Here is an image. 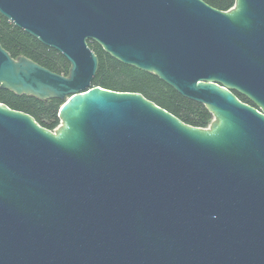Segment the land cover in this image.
Wrapping results in <instances>:
<instances>
[{"label":"water","instance_id":"95a60500","mask_svg":"<svg viewBox=\"0 0 264 264\" xmlns=\"http://www.w3.org/2000/svg\"><path fill=\"white\" fill-rule=\"evenodd\" d=\"M0 14L70 63L0 42L1 89L64 102L54 131L0 103V264H264V0H0ZM90 42L211 125L93 87Z\"/></svg>","mask_w":264,"mask_h":264},{"label":"trees","instance_id":"16d2710c","mask_svg":"<svg viewBox=\"0 0 264 264\" xmlns=\"http://www.w3.org/2000/svg\"><path fill=\"white\" fill-rule=\"evenodd\" d=\"M204 1L223 11L235 5V0ZM0 42L14 58L26 56L56 73L68 75L70 72V63L61 53L45 46L1 14ZM90 47L100 59V67L92 83L93 87L141 93L186 124L200 128H208L211 125L214 117L205 105L184 97L157 75L118 61L96 42H90ZM235 93L242 101L254 105L247 97ZM0 103L32 115L39 124L49 130L54 131L61 124L59 112L64 102L59 99L42 101L33 96H19L0 88Z\"/></svg>","mask_w":264,"mask_h":264}]
</instances>
